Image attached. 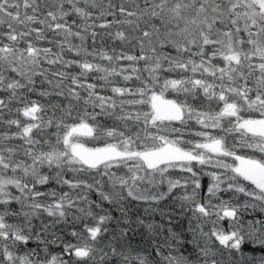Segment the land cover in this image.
<instances>
[{
    "label": "snow or ice",
    "instance_id": "1",
    "mask_svg": "<svg viewBox=\"0 0 264 264\" xmlns=\"http://www.w3.org/2000/svg\"><path fill=\"white\" fill-rule=\"evenodd\" d=\"M246 243L264 0H0V264H264Z\"/></svg>",
    "mask_w": 264,
    "mask_h": 264
},
{
    "label": "trees",
    "instance_id": "2",
    "mask_svg": "<svg viewBox=\"0 0 264 264\" xmlns=\"http://www.w3.org/2000/svg\"><path fill=\"white\" fill-rule=\"evenodd\" d=\"M171 98V97H169ZM13 131H15V129H13ZM88 146H93L91 143L88 144ZM202 192L201 195H204V192H206L207 189V185H208V180L207 178H204V180L202 181ZM227 198V197H225ZM93 199H96L95 194H93ZM165 205L171 207L173 209V211H175L176 215L173 217L174 221H178L177 223H173L172 227L176 230V231H180L181 228H183L185 230V238L186 239H190V235L187 233V227H188V220H187V215L190 214H185V216H181V209L176 208L175 205H173L171 203V199L169 198V200H166L164 202H162L161 207H164ZM105 207H108V205H105ZM136 215H142V206L140 209L136 210L135 212L132 213L133 219H135ZM145 219H153V217H146ZM154 219L159 222V223H163L165 224V226L167 227L168 222L166 220H162L161 217L159 215H156L154 217ZM224 226L227 227V221L223 222ZM135 227V225H133ZM80 227V226H77ZM167 234V232H165V235ZM148 234L145 232V230L143 228L138 229V233L136 235V238L134 239V243L136 244H147L150 243V241L147 239ZM34 245L29 244V247H33ZM187 248L189 250H191V245H188ZM58 249H54V251H57ZM243 251L245 253L254 255V256H260V255H264V248H260V247H253L251 244L246 243L243 245Z\"/></svg>",
    "mask_w": 264,
    "mask_h": 264
}]
</instances>
